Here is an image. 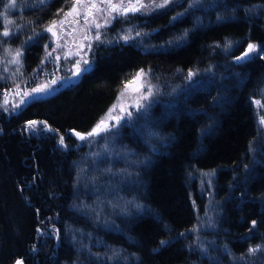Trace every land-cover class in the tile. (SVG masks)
<instances>
[{
  "label": "trees",
  "instance_id": "1",
  "mask_svg": "<svg viewBox=\"0 0 264 264\" xmlns=\"http://www.w3.org/2000/svg\"><path fill=\"white\" fill-rule=\"evenodd\" d=\"M73 1L16 0L9 7L11 0H0V52L5 44L23 49L16 81L0 74V264H264V106L254 103L261 98L264 105V0H203V8L188 5L178 17L189 2L170 0L130 14L121 25L142 30L141 43H100L78 80L22 102L36 77L57 71V63L45 62L44 28ZM249 44L259 54L237 62ZM140 71L155 86L178 88L147 113L146 125L165 141L152 154L139 151L146 160L131 195L143 209L115 218V229L94 227L71 208L72 163L82 149L64 130L92 132ZM33 121L46 129L30 127ZM121 131L138 150V123ZM205 170L214 172L217 209L210 242L197 247L183 233L205 207L196 177ZM71 227L91 234L86 254L66 241ZM96 242L122 258H97L104 252Z\"/></svg>",
  "mask_w": 264,
  "mask_h": 264
},
{
  "label": "rangeland",
  "instance_id": "2",
  "mask_svg": "<svg viewBox=\"0 0 264 264\" xmlns=\"http://www.w3.org/2000/svg\"><path fill=\"white\" fill-rule=\"evenodd\" d=\"M185 1L186 3L189 2L186 4V10L180 13L177 12L175 16L178 17L185 13L189 7L188 5L202 8L204 6L201 5L203 0ZM109 3L122 4L124 6L136 4L137 7L142 3L147 7L140 8V10L134 12L129 11L125 14L122 11H112ZM163 3L164 0H139V3L138 0H74L61 17L44 28L49 38L45 47V62L53 61L57 63V71L53 75L50 74V76L44 73L36 77L32 86L24 88L25 92L22 96H19L20 100L27 102L34 99V97L44 96L78 80L81 72L89 67V51L100 43L109 45L114 42L132 41L133 38L137 39L138 43H141L143 37L147 35L142 34L141 36L140 32L142 30H136L137 28L132 23L128 26H122L123 22L121 23L120 21L133 13L152 11L156 7L155 5ZM209 3L206 4L205 8L209 6ZM93 4L97 5V7H91ZM74 6L75 11H73ZM115 21L120 22L117 24L121 27L111 32V26ZM5 25L8 28V23ZM49 28H51V31H48ZM97 36L99 37L98 39ZM228 48L231 49L229 46ZM22 50L5 44L0 52V74L10 82H15L19 75ZM247 50L248 46L245 47L246 52ZM259 52V47H257L255 51L248 53L245 57L248 58L256 53L259 54ZM141 72L143 71L138 73ZM135 78L137 76L133 79ZM152 82V76L144 71L143 75L137 78V89L131 91L128 87H124L116 96L115 101L100 120L105 121V125L102 126L103 130L97 135L84 137V139L78 138L76 141L77 145H75V148H81L82 154L80 158L72 163L74 190L71 208L75 211V214L79 213L84 218L86 217L87 221H90L93 226L98 225L103 229H115V218H126L128 215H135L143 209L142 202L131 195L133 189H138L137 172L141 166L145 165L146 160V157H143V154H139V151L145 152L146 149V154H152L155 151L154 146L158 148L165 141L162 136L146 125L147 113L159 97L162 95L167 96L175 88L174 85L167 87L155 86ZM20 85L17 84L16 86L21 87ZM40 88L43 90L33 91V89ZM175 89L178 90L177 87ZM262 91L264 93V87ZM254 103L258 105V108L264 106L261 98H256ZM260 118L259 122L263 123L264 118L262 116ZM35 122V124L30 123L31 127L37 126L46 129L41 125V122ZM136 123L142 130L141 134H143V137L139 140V145L141 142L142 145L135 151L122 141L121 130L124 129V126L126 130H131L133 126L135 128ZM196 177L200 190L205 194V207L203 206L204 209L196 214L195 225L183 234L187 233V237L192 242L194 241V245L200 247L210 242V239L206 237L213 228L211 223L216 217L217 206L212 201L214 172L200 171L196 173ZM65 233L68 235L66 241L69 242L70 246H76L74 248L75 253L76 249L82 254L90 250V246L87 243L90 233L82 232L75 227L66 229ZM102 244L98 242L95 244L96 249L99 248L98 250H103L104 252L97 254V258L101 257L102 261H108L107 263H113L122 258L119 249ZM17 261L22 262L20 259ZM17 261L13 264H16ZM72 264H76V262Z\"/></svg>",
  "mask_w": 264,
  "mask_h": 264
},
{
  "label": "snow or ice",
  "instance_id": "3",
  "mask_svg": "<svg viewBox=\"0 0 264 264\" xmlns=\"http://www.w3.org/2000/svg\"><path fill=\"white\" fill-rule=\"evenodd\" d=\"M15 2H16V0H11V3L9 4V7H11V6H13L14 4H15ZM138 3H139V0H138ZM168 3V0H164V3L163 4H159V5H155L156 7H164L166 4ZM91 7H93V8H95V7H97V5H95V4H93V5H91ZM109 7H110V9L112 10V11H122L123 13H127V12H129V11H138V10H140V8H145V7H147L146 5H144V4H142V3H140L139 4V7H137V5L136 4H129V5H127V6H124V5H117V4H111V3H109ZM73 11H75V6L73 7ZM67 15V14H66ZM97 27H99V25H97ZM48 31H51V28H49L48 29ZM3 35H5V36H7V35H9V33L7 32V31H5L4 33H3ZM99 37L97 36V39H98ZM126 39V38H125ZM256 48H257V45H254V44H249L248 45V50H247V52H245L244 53V56H247L248 55V53H251V52H253V51H255L256 50ZM18 55H19V53H18ZM243 57H238V59H242ZM85 63H87V61H85ZM77 67H79V66H77ZM143 75V72H141V73H138L137 74V78H139V77H141ZM126 87H127V85H126ZM43 89L42 88H40V89H33V91H42ZM26 95H27V93H26ZM36 122H31V124H35ZM31 124H30V127H31ZM103 125H105V121H101L100 122V124H98L97 125V127L95 128V129H93V131L92 132H90V133H88V135L89 136H92V135H97L101 130H103L102 129V126ZM76 135L80 138V139H84V136L83 135H81L80 133H76ZM60 142H61V144L63 143V137H61V139H60ZM253 223H255V222H253ZM16 264H22V262L21 261H17L16 262Z\"/></svg>",
  "mask_w": 264,
  "mask_h": 264
},
{
  "label": "water",
  "instance_id": "4",
  "mask_svg": "<svg viewBox=\"0 0 264 264\" xmlns=\"http://www.w3.org/2000/svg\"><path fill=\"white\" fill-rule=\"evenodd\" d=\"M245 52H246V51L243 50V52H241L239 55H236V56L234 57V59H235L237 62H241V61H243L244 58H245V56H244V53H245ZM238 57H243V58H242V59H238ZM126 85H127V87H128L131 91H134L135 89L138 88V86H137V78L133 79V81H131V82L126 83L125 86H126ZM64 133H66V134H68V135L74 137L75 139H78L79 137L76 135V133H80V134L83 135L85 138H87V137H89L88 133H90V132H81V131L79 132V131H77V130H75V129H71V128H69V129H65V130H64Z\"/></svg>",
  "mask_w": 264,
  "mask_h": 264
}]
</instances>
